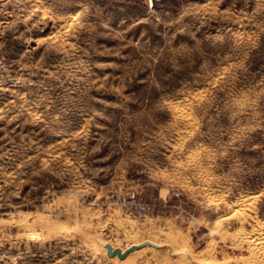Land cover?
Masks as SVG:
<instances>
[{
    "label": "rangeland",
    "instance_id": "obj_1",
    "mask_svg": "<svg viewBox=\"0 0 264 264\" xmlns=\"http://www.w3.org/2000/svg\"><path fill=\"white\" fill-rule=\"evenodd\" d=\"M258 227L264 0H0V264H252Z\"/></svg>",
    "mask_w": 264,
    "mask_h": 264
},
{
    "label": "bare ground",
    "instance_id": "obj_2",
    "mask_svg": "<svg viewBox=\"0 0 264 264\" xmlns=\"http://www.w3.org/2000/svg\"><path fill=\"white\" fill-rule=\"evenodd\" d=\"M151 2V0H150ZM207 177V176H206ZM210 187V186H209ZM210 191V190H209ZM208 191V192H209ZM206 193V192H205ZM216 193V192H215ZM209 194V193H208ZM218 196V195H217ZM248 197V196H247ZM222 199V198H221ZM242 199V198H241ZM223 200V199H222ZM246 200V198H245ZM253 200V199H252ZM251 200V201H252ZM214 201V200H213ZM241 201H244V200H241ZM212 202V201H211ZM248 202V201H247ZM247 202H245V204H247ZM231 205V204H230ZM243 205V204H242ZM252 205V204H251ZM250 205V206H251ZM251 208V207H250ZM233 210V209H232ZM235 210V215L236 217L239 219V220H244L245 217L243 218V208H238V209H234ZM228 211V210H227ZM225 213V212H224ZM233 213V212H232ZM247 213V212H245ZM244 213V214H245ZM227 214V213H225ZM232 215V214H231ZM247 215V214H246ZM230 216V215H229ZM234 216V215H233ZM223 217V216H222ZM247 217V216H246ZM221 218V217H220ZM225 218H228L225 216ZM243 218V219H242ZM221 220V219H220ZM219 221V220H218ZM221 222V221H220ZM241 223V221H240ZM219 224V223H218ZM242 224V223H241ZM261 224V223H260ZM244 228V227H243ZM237 229V228H236ZM254 229V230H253ZM249 233H245V234H241L239 235V238L237 237V239H239L240 241H243V242H247L248 246L251 247V249L253 250V256H252V259H253V263L254 261H256L258 264H264V227H258L257 229L253 228ZM214 232V231H213ZM232 233V232H231ZM230 233V234H231ZM239 233V231H238ZM237 233V234H238ZM242 233V232H241ZM223 234V232H222ZM229 234V233H228ZM233 234V233H232ZM240 234V233H239ZM235 235V234H234ZM236 239V240H237ZM239 245V244H238ZM240 246V245H239ZM243 247V246H242ZM247 247V246H246ZM249 249V248H248ZM250 250V251H252ZM252 252H250V255ZM250 258V257H249ZM251 259V258H250ZM248 262V261H246ZM251 263V262H250ZM252 263V264H253Z\"/></svg>",
    "mask_w": 264,
    "mask_h": 264
},
{
    "label": "water",
    "instance_id": "obj_3",
    "mask_svg": "<svg viewBox=\"0 0 264 264\" xmlns=\"http://www.w3.org/2000/svg\"><path fill=\"white\" fill-rule=\"evenodd\" d=\"M108 249H109V246L107 245ZM110 250V249H109Z\"/></svg>",
    "mask_w": 264,
    "mask_h": 264
}]
</instances>
